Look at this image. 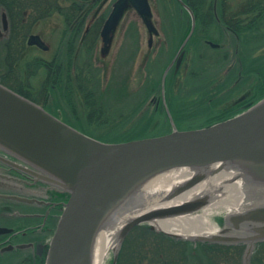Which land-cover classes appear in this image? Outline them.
Returning a JSON list of instances; mask_svg holds the SVG:
<instances>
[{
  "label": "water",
  "instance_id": "1",
  "mask_svg": "<svg viewBox=\"0 0 264 264\" xmlns=\"http://www.w3.org/2000/svg\"><path fill=\"white\" fill-rule=\"evenodd\" d=\"M177 1L191 17V28L178 50L180 54L194 31L195 20L190 8L182 0ZM128 7L141 17L151 37L157 34L148 0H115L101 30L103 54L108 52ZM208 44L217 47L211 42ZM28 45L47 49L38 36H30ZM167 72L168 69L162 79V89ZM170 122L172 131L162 136L104 143L70 127L0 84V151L29 169L2 157L0 162L31 176L34 184L42 182L56 193L68 196L50 239L45 264H93L98 233L111 226L113 219L137 212L141 207L133 200L141 183L169 170L198 171L196 176L171 190L168 195L171 200L204 181L202 171L213 165L240 171L246 183L257 189L259 204L245 214L226 215L221 230L208 238H185L153 226L158 220L194 215L206 206L207 199L149 210L121 228L113 264L126 235L142 224L176 239L248 244L244 258L248 262L253 245L264 241V98L242 113L207 127L179 131L172 119ZM7 231L0 229V233Z\"/></svg>",
  "mask_w": 264,
  "mask_h": 264
},
{
  "label": "rangeland",
  "instance_id": "2",
  "mask_svg": "<svg viewBox=\"0 0 264 264\" xmlns=\"http://www.w3.org/2000/svg\"><path fill=\"white\" fill-rule=\"evenodd\" d=\"M81 1L61 0V16L55 14L56 17L53 16L48 22L40 25L41 27L35 28V32L43 31L52 49L57 48L60 42L61 47L66 49L61 50V62L67 64L70 60V63L76 64L82 70L83 80L92 82L91 86H87L90 91L86 95H91V108L88 109L85 107V102L75 99L74 92L70 89L65 90L66 88L61 85V96L68 98L74 111L73 116L70 115L72 112L63 116L84 134L101 142L117 141L115 143H118L129 134L137 133L141 129L145 130L146 138L166 134L172 130L169 118H172L177 130H188L214 123L213 121L220 117L218 112L222 110L225 100L237 99L230 90L232 85L240 80V85L235 90H242L240 86L245 85L246 77L251 73L249 64L264 57V16L262 22L257 23L258 30L248 31L247 42L239 44L232 36H227L228 40L224 42L221 25L216 22L221 14L214 13L212 24L208 27L202 25L203 30L198 35L199 38L191 41L184 48L186 65L179 72L176 84L172 72H169L167 77L165 76L164 89H162L165 71L190 28L189 15L181 5L176 0H149L153 12L152 23L158 31L157 36L151 37L153 41L150 46L148 45L150 35L142 20L133 9L126 10L113 34L108 52L103 54L99 34L91 38V41L96 39L95 45L92 46L93 50H88V44L85 43L89 42L90 38L82 40V49H80V43L77 44V39L67 26L68 21L65 17L72 16L64 15L66 8L77 6ZM225 1L227 3L225 5L229 8L228 12L236 13L251 0ZM113 2L114 0L98 1L97 10L94 11L98 16V30L111 11ZM207 3L220 7L221 0H207ZM59 20L61 25H58ZM201 39L216 45L224 42L227 48H213ZM254 42L258 45L257 50H240L247 45L253 46ZM68 47H74V50H68ZM56 51L33 50L32 54L27 50L25 55L27 61H24L20 67L25 68L24 63L29 62L28 58L31 54L51 60ZM4 55L0 43V71L3 72L7 70ZM239 63L242 64L241 70L238 67ZM256 69L259 70L258 80L261 81L263 68L260 66ZM239 72L242 78L238 76ZM256 76L253 74L252 81ZM260 91L256 89L253 94ZM81 94L85 95L84 92ZM61 103L66 107L64 101ZM226 214L229 213L222 212L214 216L212 221L219 224V220ZM144 225L150 227L148 224ZM155 232L162 233L156 230ZM143 239L136 235L131 238V253L136 254V250L138 249L139 252L141 248L144 252L136 257L135 261L138 264H150L151 259L155 258V253L158 254V260L162 259L163 264H171V262L197 264L198 260L208 264L207 256L211 255L207 253L206 257H194L195 250L191 248L195 249L196 245L192 244L188 248L184 242L190 243V241L185 239L174 238L171 243L160 242L159 238ZM120 248L121 246L119 250ZM182 253L189 259L183 261ZM217 254L214 255L211 264L213 262L243 264L242 259L240 260L241 256H233V253ZM113 259L114 250H111L103 264H113ZM128 259L131 261L130 256H127L124 264H132ZM244 264H264V252L261 253V248L253 253L250 263L244 261Z\"/></svg>",
  "mask_w": 264,
  "mask_h": 264
},
{
  "label": "flooded vegetation",
  "instance_id": "3",
  "mask_svg": "<svg viewBox=\"0 0 264 264\" xmlns=\"http://www.w3.org/2000/svg\"><path fill=\"white\" fill-rule=\"evenodd\" d=\"M98 1L82 0L76 6L78 13L72 17L64 18L68 21L67 26L70 27V32L77 39V44L78 42L80 43V49H82V40L90 38L89 42L86 41L85 43L88 44V50H93L94 47L92 46L95 45L96 39L91 41V38L98 36V34L100 36L104 21L100 26V30H98V16L94 13L97 10ZM263 2L264 0H251L242 9L236 11L238 15L232 17L225 12L226 1L221 0V6L223 7L222 17L217 20L224 34V42L228 40L227 36H232L239 44L247 42L248 31L238 32V30L244 25L245 21L256 22V24L262 22L264 16H262L264 13ZM54 3L57 5V9L51 13L44 14L41 9L34 10L31 5L30 8L16 14L15 19H12L8 11L0 6V43H2L4 49V58H7V49L11 52L10 65H7L5 61L4 64L7 70L4 72L0 71V84L7 88L10 86L12 89H9L13 92L39 105L53 117L62 120L71 127L77 128L63 116V114L67 115L71 112L70 115L73 116L74 111L68 98L61 96V85H63L64 89L66 88L65 90L70 89L71 92H74L75 99L85 102V107L88 109L91 108V95H86L90 91L87 86H91L92 82L83 80L82 70L76 64L61 62V50L66 49L61 47L60 42L57 48L52 49L45 39L43 31L35 32V28L41 27L40 25L48 22L53 16L56 17L55 14L59 17L61 16V0H55ZM58 25H61V20H59ZM255 29L258 30L257 25ZM30 36H38L47 45L46 51L57 50L51 60L32 55L33 50L41 51V49L37 46L28 45ZM203 39L201 40L206 43L207 41ZM191 40L192 37L189 38L185 48ZM224 42L219 43L217 48L226 49V43ZM257 46L254 42L253 46L247 45L246 47H241L240 50H257ZM72 49L74 50V47H68V50ZM27 50H30L32 54L29 55V62L24 63L25 68L22 69L20 66L24 61H27L25 56ZM176 52L174 54L175 60H172L173 65L170 68V72L175 78V84L179 72L186 65V50L183 49L177 56ZM249 66L251 67V73L249 77H246L245 85L240 86L242 90H235L240 85V80H237L230 89L233 91V96L237 97V99L233 101L225 100L222 110L218 112V115H220L218 118L231 117L242 112L248 106L264 97V74L261 81H259V70L256 69L261 66L264 73V57L259 61H254ZM238 67L241 70L242 64L239 63ZM253 74L257 76L252 81L253 78L251 77H253ZM72 76L73 78H71ZM238 76L242 78L240 72ZM73 87L74 89H71ZM256 89L261 91L253 94ZM207 90L209 91L208 88ZM83 92L85 95L82 96L81 93ZM79 93L81 95H78ZM62 101L65 102L66 107L62 105ZM68 117L71 118L69 115ZM88 117L86 116V118ZM0 157L22 165V163H19L3 151H0ZM22 166L26 167L27 165ZM26 168L29 169V167ZM33 182L34 178L31 176L0 162V229L9 230L5 233H0V264L45 263L51 236L57 226L68 196L56 193L51 187L42 182L38 181L35 184ZM242 234H245V232H242ZM237 246L242 248L240 260L242 259L244 264L248 244L238 243ZM260 248L261 253L264 252V241L253 245V251L248 260L249 263L253 258V253L259 251Z\"/></svg>",
  "mask_w": 264,
  "mask_h": 264
},
{
  "label": "bare ground",
  "instance_id": "4",
  "mask_svg": "<svg viewBox=\"0 0 264 264\" xmlns=\"http://www.w3.org/2000/svg\"><path fill=\"white\" fill-rule=\"evenodd\" d=\"M202 172L206 177L204 181L171 200L168 199L171 190L196 176L198 171L169 170L141 183L133 196V200L141 207L137 212L113 219L111 226L98 233L94 244L93 264H103L109 252L117 248L118 234L127 221L149 210L207 199L206 206L198 213L158 220L153 226L158 230L185 238H208L219 231L218 225L212 221L214 216L222 212L245 214L259 204V199L253 195L256 194L257 189L251 188L250 184L246 183L240 171L229 166L213 165Z\"/></svg>",
  "mask_w": 264,
  "mask_h": 264
},
{
  "label": "trees",
  "instance_id": "5",
  "mask_svg": "<svg viewBox=\"0 0 264 264\" xmlns=\"http://www.w3.org/2000/svg\"><path fill=\"white\" fill-rule=\"evenodd\" d=\"M54 2H55V0H0V6H2L5 10L8 11V13L11 15L12 19L13 18L15 19L16 14L20 13L21 11H23L25 9L30 8L31 5L34 8V10L35 9H41V11L44 14L51 13L52 11L57 9V5ZM183 2L192 10L194 17L197 21V28H196V31H195L193 37H192V41L199 38L198 35H200L201 31L203 30V26L208 27L212 24L214 13H217V15L221 14L220 18L222 17L223 7L221 6V4L219 5L220 7L213 6V5H207L208 4L207 0H183ZM263 8H264V6H263ZM66 9H67L66 12H64V15H66V16H73V15L78 13L75 5H74V7H71V8L67 7ZM224 9H226V11H225L226 14H228L232 17H235L236 15H238V13H233L231 11L228 12V10H229L228 6H226ZM247 14H250V13H247ZM263 15H264V13L262 14V16ZM256 25H257L256 22L245 21L244 25H242L239 28L238 32L255 30ZM10 54H11L10 50L7 49V58L5 59L7 65H10V62H9ZM68 63H70V60L68 61ZM8 87L11 88L10 86H8ZM223 118L216 119V121H219L220 119L222 120ZM216 121H213V122H216ZM199 127H201V126H199ZM144 131L145 130L141 129L137 133L129 134L127 137L123 138V140L121 142L146 138ZM113 142H117V141H113ZM134 235H136L137 237L144 238L143 240H148L151 238H159L160 242L164 241V242L171 243L174 241V238L168 237L162 233H157L154 230H151L150 227H148L147 225L136 226L127 234V236L123 240V242L121 244V248H120L118 256H117L116 264H124L127 256H130V259L132 262L129 259L128 260L132 264L133 263L138 264L135 261V259H136V257L139 256V254L141 255L144 252L142 251V248H141L139 252H138V249L136 250V254L131 253V250H132L131 238ZM184 245H186L189 248L192 246V243L184 242ZM169 247L171 249V244L169 245ZM196 248L195 249L191 248L193 251L195 250V252H193V255L196 258H198V257L202 258V256L206 257L207 253L208 254L211 253V255L207 256L208 257V259H207L208 264L212 263L213 258H215L214 255L217 256L218 255L217 253H222V254L225 253L226 255L233 253V256L236 255L238 257H240V255L242 253V248L240 246H237V245H230L229 246V245L214 244V243H197ZM129 252H130V254H129ZM162 255H163V253H162ZM183 255L186 257V254L182 253L181 257H182L183 261L189 259L188 257L184 258ZM144 257H146V255H144ZM154 257L155 258L151 259L150 264H163L162 259H161V261L158 260L159 257H158L157 253L154 254ZM171 264H173V262H171ZM197 264H203V262L198 260ZM213 264H215V262H213Z\"/></svg>",
  "mask_w": 264,
  "mask_h": 264
}]
</instances>
